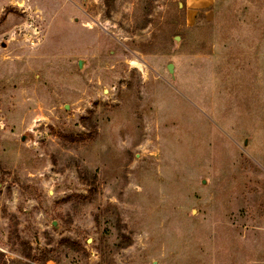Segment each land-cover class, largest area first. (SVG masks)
Returning <instances> with one entry per match:
<instances>
[{
    "label": "rangeland",
    "instance_id": "obj_1",
    "mask_svg": "<svg viewBox=\"0 0 264 264\" xmlns=\"http://www.w3.org/2000/svg\"><path fill=\"white\" fill-rule=\"evenodd\" d=\"M187 8L0 0V264H264V0Z\"/></svg>",
    "mask_w": 264,
    "mask_h": 264
},
{
    "label": "crops",
    "instance_id": "obj_2",
    "mask_svg": "<svg viewBox=\"0 0 264 264\" xmlns=\"http://www.w3.org/2000/svg\"><path fill=\"white\" fill-rule=\"evenodd\" d=\"M215 0H186L188 20H194L196 13L201 9L210 8Z\"/></svg>",
    "mask_w": 264,
    "mask_h": 264
},
{
    "label": "water",
    "instance_id": "obj_3",
    "mask_svg": "<svg viewBox=\"0 0 264 264\" xmlns=\"http://www.w3.org/2000/svg\"><path fill=\"white\" fill-rule=\"evenodd\" d=\"M176 40H178V37H176ZM79 66L80 68H83L84 67V60L83 59H80L79 61ZM168 70L172 76L173 79H176V75H175V69H174V63H169L168 64ZM24 139V138H23ZM54 224H57L56 222H54Z\"/></svg>",
    "mask_w": 264,
    "mask_h": 264
}]
</instances>
